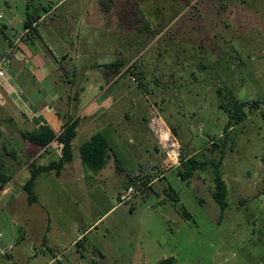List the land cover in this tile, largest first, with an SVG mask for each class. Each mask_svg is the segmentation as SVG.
I'll use <instances>...</instances> for the list:
<instances>
[{"label":"rangeland","instance_id":"rangeland-1","mask_svg":"<svg viewBox=\"0 0 264 264\" xmlns=\"http://www.w3.org/2000/svg\"><path fill=\"white\" fill-rule=\"evenodd\" d=\"M62 1L0 0L1 52L9 50L5 35L22 39L27 12L43 17L42 8L54 9L39 25L65 21L64 30L71 37L81 34L88 49L85 65L94 54L103 62L123 60L126 65L99 71L97 90L85 86L89 92L84 93L82 111L107 89L104 73L117 71V80L103 100L120 98L117 108L126 111L130 96L142 97L143 90L148 92L149 100L142 98L141 112L151 120L149 109L158 110L177 135L180 146L171 147L176 163L187 153H196L200 162L219 161L224 149L221 171L229 189V207L222 213L213 199L211 165L194 170L192 177L184 180L181 172L185 166L170 164L174 153L161 148V140L169 139L162 122L153 124L157 136L146 131V125L140 127L139 135L128 131L130 125L119 134L114 127L127 124L122 117L107 131L113 159L106 168L102 172L84 169L77 192L56 189L62 214L58 212L54 222L67 228L77 206L67 196L85 195L81 206L86 217L82 221L95 225L82 245L87 253L100 248L105 256L102 264H158L169 257H174L176 264H264V0H67L59 6ZM3 26L8 27L5 35ZM43 34L48 36L47 31ZM40 47L42 43L33 48L32 66L43 65L44 58L37 53ZM71 48L66 50L72 52ZM99 48L103 55H98ZM30 86L41 90L37 94L34 88L30 98L49 97L56 89L49 81ZM225 87L237 99L248 102V118L229 131L227 141L228 115L220 107L218 94ZM15 110L10 112L18 113ZM109 116L108 112L105 118L109 120ZM13 117L19 118L17 114ZM104 128L97 121L89 133ZM156 145L163 151L158 153ZM153 164L159 169L153 168L155 174L147 168ZM165 170V178L148 188L150 180ZM139 171L149 175L145 177L146 189L121 200L128 186L137 189V184L132 179L127 183V179ZM24 179L17 184H23ZM183 209L191 215L190 221L184 218ZM13 218L0 210V264H31L2 255L22 242L24 253L32 248L28 237L32 228L24 227L27 220L17 221L15 226ZM70 239L67 231L63 241ZM90 259L87 256L85 264H91Z\"/></svg>","mask_w":264,"mask_h":264},{"label":"crops","instance_id":"crops-1","mask_svg":"<svg viewBox=\"0 0 264 264\" xmlns=\"http://www.w3.org/2000/svg\"><path fill=\"white\" fill-rule=\"evenodd\" d=\"M66 1L60 2L59 6ZM53 11L54 9H50L46 16ZM46 16H43L42 19ZM46 24H43L45 27L39 26V35L34 36L29 43L24 42L26 31H23L22 39L18 38L16 41L14 39L17 36L11 39L5 35L7 34V26H3L4 29L1 30V33L5 35V40L8 42L9 50L1 52L0 49V68L9 67L4 69L5 76L0 79V165L8 175L12 176V179L3 187L0 184V210H6L8 216L12 215L14 217L11 223L15 226L18 224L17 221L27 220L24 227L32 228V235L28 236L32 248L25 250L24 253L23 247L21 248L23 242L19 243L16 248L8 247L7 251L9 254L7 253L6 257L14 256V258L24 260L26 263L29 261L31 264L43 261L46 264H85L86 258L89 256L93 264H102L105 256L100 248L88 250L89 253H87L86 245H77L79 242L82 243L84 241L83 238L95 225L88 226L82 221L86 217V210L81 206L83 202H86L85 195L82 197L80 195L67 196L68 199L72 200V203L77 205L76 208H73L71 214L74 215V218L70 221V225L67 228L59 221L57 223L54 222L60 215L58 212L62 214L61 208L57 206V199H55L56 189L63 188L66 191L77 192L76 189L80 180L85 177L83 171L86 168L82 164L78 151L79 147L89 141L96 133L104 132L111 145L110 161L113 152L112 142L108 137L107 131L114 127L122 117L127 124H123L122 128L120 125L114 127L119 134L128 130L130 125L132 130L129 129L128 131H135L139 135L141 133L138 132L141 130L140 127L143 128L146 125V131L157 136L153 129V124L162 122L169 139L168 141L161 140V148H166L169 153H174L170 154V164H176L177 166L180 164L178 161L176 163L177 155H175L174 151H171L172 146L176 147L177 145L180 146V144L177 135L171 130L167 121L158 110L153 107L149 109L152 116L151 120H148V116L141 112L143 111L141 108H143L144 102L148 98L145 93L148 92L143 90L142 97L139 94L134 95V98L131 99L130 96V101H128L130 105L126 111L117 108L120 98L115 97L116 99L114 100L111 96V98L107 99L106 97L103 100L104 95L110 90L112 82L117 80L119 75L117 71L104 73L106 81H108L107 89L82 111L80 105L84 93L89 92L86 88L87 85L97 90V85H100L97 79L100 75L99 71L108 70L106 65H109V62H103L100 57L94 54L91 55L87 65H85L84 61L87 58L85 53L88 49H85L87 44L81 38V34H78L76 38L71 37L72 35L70 33L69 35L68 31L64 30L67 25L65 21ZM89 25L91 26V24ZM43 31H47V37L43 34ZM40 43L43 44V48L40 47V52L37 53L44 58L43 65H40V67L32 66L30 60L35 55L33 48H36ZM67 46L69 48L70 46L72 47V52L66 50ZM98 53V55H103L104 52L99 48ZM116 54L118 55V53ZM18 61L20 64H18ZM68 65H70L69 68ZM129 67L125 68L124 71L128 70ZM25 71L27 73H23ZM101 74L103 75V73ZM45 81L54 83L56 89L53 88L52 94L46 98L42 96L30 98L29 94L34 88L37 94L41 92L38 87H31L30 85L33 86V82L40 84ZM59 86L60 89L57 88ZM100 89L103 91L102 86H100ZM126 96L128 98V95ZM144 96L145 101L142 99ZM15 108L18 111V113L16 112L19 116L18 119L13 117V115H16L13 114L14 112H10L11 109L16 111ZM111 111H114V114ZM108 112L110 113L109 120L105 118L106 115L108 116ZM136 114L138 115L137 118H135ZM74 121L78 122V127L77 136L73 142L74 155L72 161L64 165L60 175H57L54 171L42 172L37 177L33 188L35 201L30 203L24 191V186L31 176V164L47 166L51 162L58 161L61 158V150L56 139L64 131L65 125L67 123L72 124ZM97 121H100L101 125H105V128L90 134V127ZM40 126H49L56 133V138L44 149H40L26 140L22 134V131H32ZM135 127H137L136 130ZM78 140L80 142L77 144ZM158 141L160 142V140ZM169 142H171V145ZM161 148L156 145L158 153L163 151ZM77 155L80 157L78 160H76ZM194 155L196 153H187L185 157L188 159ZM50 157H54L55 160L49 159ZM163 158L166 159V156L164 155ZM148 167L153 174L156 173L153 168L158 169L157 164L149 165ZM166 171L150 181L148 188L165 178ZM133 175H136L135 177L138 175L147 176L143 171ZM134 176H130L127 179V183ZM22 177L25 178L24 182L18 185L17 182ZM121 194H118L119 197ZM9 197L10 199L8 200ZM9 209H12L13 212L10 213ZM67 231L71 234V239L65 242L63 238ZM23 239L25 240V238ZM47 255L51 256L49 260Z\"/></svg>","mask_w":264,"mask_h":264},{"label":"trees","instance_id":"trees-1","mask_svg":"<svg viewBox=\"0 0 264 264\" xmlns=\"http://www.w3.org/2000/svg\"><path fill=\"white\" fill-rule=\"evenodd\" d=\"M102 6L104 11L108 12L105 9H109V8L104 3H102ZM42 9L45 13L44 16H46V13H48L49 10L46 7ZM41 20H42V16L40 14L37 13L30 14L29 12H27L26 20L24 23V31H26L27 33L26 36L24 37V42L29 43L31 42L34 36L39 35L38 28L40 26L39 21ZM146 27L149 28V26ZM106 66L108 68H113V67L123 68L126 65L124 64L123 60H118L117 62ZM137 79H138L137 81H139L140 83L139 77H137ZM142 85L143 84H141V86ZM222 90H224L226 93L223 94ZM218 94L220 98V105H221L220 107L228 115V122L225 125V130H224L225 133L224 140L227 141L229 137L228 136L229 131L233 127H236L242 124L243 122H245L246 119L248 118V114H247L248 102L237 99L235 95L232 93V91L227 87H225L224 89L220 88L218 90ZM257 104L258 103L255 102L254 106H256ZM262 115L264 118V112L262 113ZM77 127H78L77 121H74L72 124L67 123L64 127V131L56 139V142L60 146V150H61V158L58 161L51 162L47 166H38L34 163L31 164L30 166L31 176L28 182L24 186V191L27 194L30 203H33L35 201L33 188L37 177L42 172H52V171H54L57 175H60L62 169L64 168V165L72 161L74 155L73 142L77 136ZM22 134L26 140L35 144L40 149L46 148L47 145L50 144L56 138V133L49 126H40L32 131H26V132L22 131ZM78 151L82 160V164L86 169H89L93 172H100L106 167L110 159L111 145L106 134L104 132H98L95 135H93L89 141L83 143L79 147ZM224 153L225 151L223 149L219 161L211 160L207 162L204 161L200 162L198 159H196V155H194L193 157H190L188 159L186 157H181L182 161L180 162L182 166H185L183 172H181V176L184 180H189L192 177V172L194 170H199L200 168L207 165H211L213 167L214 183H215V191L213 193V199L221 209L222 213H224L225 210L229 207V202H228L229 189L227 183L223 178V174L221 171ZM137 178H139V176L134 177L131 181L134 182V184L135 183L137 184L138 182ZM11 179L12 176L8 175L3 169V167L0 165V184L2 185V187L5 186ZM150 181H152V179ZM171 191L177 194L172 189ZM174 197L176 196L174 195ZM174 197L173 199H176ZM174 201L178 202L179 199L177 198V200ZM182 214L184 218H186L188 221L191 220V215L188 213L187 210L183 209ZM83 240H85V237L83 238ZM77 245L78 246L82 245V243L79 242ZM158 264H176V262L174 257H169L161 260L160 262H158Z\"/></svg>","mask_w":264,"mask_h":264},{"label":"built area","instance_id":"built-area-1","mask_svg":"<svg viewBox=\"0 0 264 264\" xmlns=\"http://www.w3.org/2000/svg\"><path fill=\"white\" fill-rule=\"evenodd\" d=\"M0 18H1V16H0ZM4 76H5L4 69L3 68H0V79L3 78ZM132 80H133V82H137L135 78H133ZM138 176H139V180L137 182V189L134 188V187H132V186H129L127 188L126 194L123 197H121V200L123 199L125 201L130 196L138 193L139 190L142 191V190L145 189V186L144 185H145V177L146 176L145 175H138ZM1 238H2V235L0 234V239ZM2 255L6 256V253L5 254L3 253Z\"/></svg>","mask_w":264,"mask_h":264}]
</instances>
